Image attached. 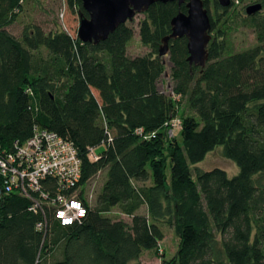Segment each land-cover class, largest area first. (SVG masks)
I'll return each instance as SVG.
<instances>
[{
  "label": "trees",
  "instance_id": "1",
  "mask_svg": "<svg viewBox=\"0 0 264 264\" xmlns=\"http://www.w3.org/2000/svg\"><path fill=\"white\" fill-rule=\"evenodd\" d=\"M256 1L263 11L248 15L234 0H203L207 61L189 65L186 38L170 40L166 94L158 47L185 2H155L141 13L148 52L131 56L133 19L96 44L36 23L15 37L7 27L23 0H0V156L34 128L71 141L81 160L76 195L86 207L80 221L60 226L49 208L34 212L30 199L2 193L0 264H143V252H156L164 236L160 223L178 242L161 264H264V0ZM64 2L87 15L81 0ZM238 21L255 41L234 51ZM219 146L235 175L196 166ZM99 173L91 202L86 185ZM43 214L45 231L36 228Z\"/></svg>",
  "mask_w": 264,
  "mask_h": 264
},
{
  "label": "built area",
  "instance_id": "2",
  "mask_svg": "<svg viewBox=\"0 0 264 264\" xmlns=\"http://www.w3.org/2000/svg\"><path fill=\"white\" fill-rule=\"evenodd\" d=\"M173 124V123H172ZM81 160L73 143L54 132L34 128L23 142L0 156V195L17 193L30 199V210L49 208L60 226L80 221L86 214L77 198ZM45 183L49 186L42 187ZM49 183V184H48ZM44 222L36 228L45 231Z\"/></svg>",
  "mask_w": 264,
  "mask_h": 264
},
{
  "label": "rangeland",
  "instance_id": "3",
  "mask_svg": "<svg viewBox=\"0 0 264 264\" xmlns=\"http://www.w3.org/2000/svg\"><path fill=\"white\" fill-rule=\"evenodd\" d=\"M236 1V2H235ZM211 2V0H209ZM236 4L235 10L244 12V8L250 4L256 3V0H234ZM263 10H260L262 12ZM142 18V14H137L133 18L131 25L134 29V35L127 45V53L131 56L143 55L148 52L146 46L142 45L139 36L137 22ZM27 23H36L40 25L45 31L54 30L59 27L69 34L76 36V31L79 24V17L76 11L67 8L64 0H23L21 11L18 14L16 21L7 27V30L15 37H19L22 28ZM235 30L232 31L233 50L239 51L250 47L254 44V35L239 21ZM211 36V35H210ZM164 65V74L158 88L166 94H170V67L168 55L162 57ZM182 105V104H180ZM178 119V118H177ZM175 123V122H174ZM176 124H172L168 128V133L176 136L178 133ZM176 128V130H175ZM172 136V135H171ZM104 148L99 146L95 153H98ZM222 147H216L213 151L207 153L205 158L196 164L199 169L208 170L214 167L224 169L229 176L235 175L238 172L237 166L230 160L224 158L221 154ZM103 181V173L94 176L86 185L88 196L91 202L94 199L96 192L99 190ZM111 216H117L125 222H129V218L125 215L112 211ZM163 231V238L159 241L156 252L145 251L139 258L143 264H161V258L169 259L177 250V238L172 229L165 223H160Z\"/></svg>",
  "mask_w": 264,
  "mask_h": 264
},
{
  "label": "water",
  "instance_id": "4",
  "mask_svg": "<svg viewBox=\"0 0 264 264\" xmlns=\"http://www.w3.org/2000/svg\"><path fill=\"white\" fill-rule=\"evenodd\" d=\"M185 2L186 12L178 11L170 19V33L161 39L158 55H168V42L177 38H186L189 65L203 68L208 55L207 44L211 38L210 19L203 0H81L86 12L78 13L79 24L77 38L82 42L96 44L105 40L119 24L130 21L136 14L145 12L155 2ZM221 6H229L230 0H217ZM261 9L259 2L246 6L245 12L250 15Z\"/></svg>",
  "mask_w": 264,
  "mask_h": 264
}]
</instances>
